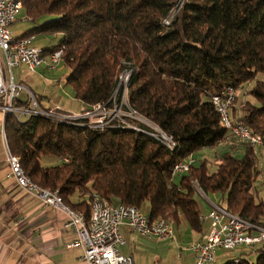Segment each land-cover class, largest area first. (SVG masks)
<instances>
[{
  "label": "trees",
  "instance_id": "trees-1",
  "mask_svg": "<svg viewBox=\"0 0 264 264\" xmlns=\"http://www.w3.org/2000/svg\"><path fill=\"white\" fill-rule=\"evenodd\" d=\"M21 1L31 21L53 17L24 35L61 34L58 45L43 50L63 47L61 62L70 69L67 83L76 98L86 107L106 102L129 68L128 106L176 144L171 150L127 125L95 130L41 115L21 122L10 112L8 145L33 182L59 191L64 204L88 220L93 195H101L114 204L148 205L153 220L176 226L184 219L202 233L206 218L196 181L230 212L264 227V199L255 187L263 153L236 139L239 155L231 145L216 163L195 158L235 139L208 95L226 86L237 92L231 116L264 138V0H181L180 6V0ZM242 87L249 91L240 96ZM44 155L60 163L44 166ZM189 156V170L172 177L173 166ZM233 251L223 264H264V240Z\"/></svg>",
  "mask_w": 264,
  "mask_h": 264
},
{
  "label": "built area",
  "instance_id": "built-area-1",
  "mask_svg": "<svg viewBox=\"0 0 264 264\" xmlns=\"http://www.w3.org/2000/svg\"><path fill=\"white\" fill-rule=\"evenodd\" d=\"M181 0L179 2L180 6ZM20 3H11V0H0V111L13 112L16 119L24 122L29 120L33 114L51 115L52 120L78 119L91 123V129L98 130L99 127H106L107 124H121L140 126V132L148 134V131H158L161 137L169 142L172 137L161 134V128L154 122H142L140 113L133 112L132 106H128L127 91H125L124 80H129L128 74H120V87L113 93L106 102L96 103L85 107L80 111H69L58 104H44L29 88L16 83L13 78V67L25 65L27 69L35 71L44 66L49 70H55L61 63L63 47L59 50L50 51L52 62L39 63L34 60V36H16L9 29L14 23L19 11ZM179 8V7H178ZM177 8V9H178ZM177 10L166 20L171 23ZM30 21L31 18H24ZM9 72L10 79L6 76ZM26 90L25 97L21 93ZM236 90L232 86H226L222 91L210 93L209 98L219 108L222 122L227 123V130L237 140H243L264 153V141L261 135L253 133L251 129L239 118L231 116V104L235 100ZM1 135V134H0ZM5 153V152H4ZM9 166L8 176L27 194L36 197L44 206H55L53 194L51 197H41L39 192L30 189L29 185L16 175L8 155L5 153ZM194 162H190V156L183 162L176 163V175L189 170ZM193 187L196 192L204 198L203 189H198L196 181ZM210 205L208 214L201 218L209 219V229L201 237L190 242L188 249L195 253V264H216L215 252L219 249L234 250L240 246L252 249L256 243L264 240V227L248 222L244 217L223 211V200L220 203L204 198ZM106 204L109 202L101 195H93L91 200L92 226L90 229H83L81 216H71L69 212L58 209L66 214L65 225L74 229L78 235L75 243L83 245L84 252L76 264H134L130 254L121 252V247L126 240L122 232V226L127 225L131 230L145 237H154L158 240L175 238L174 230L170 226H162L161 218L156 219L153 227H146L144 211L132 204H114V214H106ZM238 262L236 258L234 260Z\"/></svg>",
  "mask_w": 264,
  "mask_h": 264
},
{
  "label": "crops",
  "instance_id": "crops-1",
  "mask_svg": "<svg viewBox=\"0 0 264 264\" xmlns=\"http://www.w3.org/2000/svg\"><path fill=\"white\" fill-rule=\"evenodd\" d=\"M3 140L4 138L1 141L6 153L5 141L3 142ZM8 172L9 166L5 154L3 156L0 153V264H76L83 254L84 248L80 243L69 245L77 241L78 235L73 228L65 225L66 214L54 206L42 205L36 197L24 192L8 176ZM204 198H209L208 193L207 197L204 195ZM223 208L228 209L225 206ZM205 220L208 221V226H205L206 231L197 233L192 228V231L185 229L183 230V237L189 239L190 242L201 237L209 229V219L206 218ZM172 222L173 228H175L174 221ZM126 226L123 225L125 228H122L126 240L125 245L132 243V246L137 249L138 243H134L136 244L134 245L133 242L136 239H138L136 242H140L139 236L142 235ZM152 238L155 239V243L157 241L158 244L165 245L161 242L166 239L156 240L154 237L144 239L151 240ZM168 239L173 240L175 238ZM185 251V254L178 253L177 259H172L168 264H195V253L188 248ZM223 251L219 249L215 252L219 256V258H215L216 264H223L228 259L221 263L218 262L217 259L226 257ZM124 254H130L135 264L136 257L132 252ZM233 257H235L234 253L229 258ZM138 262L140 264V259Z\"/></svg>",
  "mask_w": 264,
  "mask_h": 264
},
{
  "label": "rangeland",
  "instance_id": "rangeland-1",
  "mask_svg": "<svg viewBox=\"0 0 264 264\" xmlns=\"http://www.w3.org/2000/svg\"><path fill=\"white\" fill-rule=\"evenodd\" d=\"M19 11H21V13L17 16L16 18L17 20L9 26V29L16 36H22L25 33H28L29 31L33 30L35 27L43 24L45 21L53 18V17H45V18H40L36 21H31V20L26 21L24 20L26 14L24 11L21 10V7ZM60 41H61V34L46 35V34L36 33L34 35L33 45H38L45 49H49L54 45H58ZM41 47L39 48L43 49ZM69 72L70 69L62 62L57 66L55 70H49L42 66L37 68L35 71H31L27 69L25 65L13 67L12 70L14 81L29 88L38 98H41V101H43L44 104L47 105L48 103H50L52 105L58 103L65 110L80 111L83 108H85L86 104L80 99L75 97L73 89L67 83V76L69 75ZM6 76L8 77V79H10L9 72H7ZM128 83L129 80H127V82L124 84V87L127 84V88H128ZM248 84L249 85H247V88L249 89L254 85V82H250ZM244 88L242 87V91L240 92L241 95L239 94L240 96H242L243 93L249 91L248 89L246 88L244 89ZM25 92L26 90H24L21 93L20 95L21 98L25 97ZM236 94H235V98H236ZM6 115L7 114H4L3 116V114L0 111L1 130L3 129V127L5 129L4 124H5ZM140 117L142 122H151L141 115ZM1 136L2 134L0 135V153L4 156L5 153L3 149V143L1 141L3 139V136L2 139ZM231 145H232V150L233 152H235L236 155H239L242 152L243 148L240 145V142L238 143L236 139L232 138L230 139L229 142L223 143L222 146H220L216 150H211L208 148L202 149L200 152L195 154V158L198 161L203 156H207L213 163L214 162L216 163L219 155L223 151L229 150ZM41 163L44 166L56 165L60 163V160L59 158L52 155H44L41 159ZM257 167L260 170V175L255 182V187L258 193V197L260 199H264V153L259 157ZM210 170L211 171L215 170L214 164L211 166ZM208 196L213 202L220 203L219 196L217 197L211 193ZM196 200L198 201V204L202 210L201 214L202 215H205L206 213L208 214L209 212L208 209H210V205L207 203V201L199 194L196 195ZM224 205L225 204H223V206ZM142 210L148 214L149 206L144 205L142 207ZM205 222L206 220L203 223ZM205 226L206 227L208 226V221L206 222ZM126 227L129 228L128 226ZM170 227L173 228V225L171 224ZM122 228L125 227L122 226ZM129 229L131 230V228ZM185 229L192 231L191 227L186 223L184 219H182L181 223L175 226V230H174L175 239L173 240L166 239L163 242H161V244L165 243V245L162 246L158 244L157 241L155 243V239L153 238L151 240H146L144 239L146 237H142L138 235L141 241L136 242L138 240L136 239V241L133 242V244L138 243V245L136 246L137 249L134 246H132V243H128L127 245L121 248V252L122 253L132 252L134 257H136L135 264H139L138 259H140V264H154V263L168 264V262H171L172 259H177L178 253L180 254L186 253L185 249L190 244V241L189 239H186L182 235L183 230ZM223 250L224 249H222V251ZM223 252L225 253L226 257L223 258L221 257L220 259H217L219 263L224 262V260L233 256L234 251L224 250ZM215 258H219V256L217 255ZM252 259H255V257Z\"/></svg>",
  "mask_w": 264,
  "mask_h": 264
},
{
  "label": "bare ground",
  "instance_id": "bare-ground-1",
  "mask_svg": "<svg viewBox=\"0 0 264 264\" xmlns=\"http://www.w3.org/2000/svg\"><path fill=\"white\" fill-rule=\"evenodd\" d=\"M11 3H20V2H19V0H11ZM20 7L21 6L19 4V10H20ZM44 52H47V51H45L43 49H40L37 46H34V60L39 62V63L52 62V55L50 54V56H46L48 54H46ZM126 73L128 74V76H131V74H132V72H131V70H129V68L128 69H124L120 74H126ZM118 82L119 83H118L117 89L120 87V76H119V81ZM126 82H127V80H124V84ZM126 88H127V84L125 85V91L128 90V88H127V90H126ZM117 89L115 90L114 93L117 92ZM8 113H10V112H4L3 116H4V114H8ZM33 115H41V116L52 118L51 115H44V114H33ZM58 121L64 122V124L67 123V124H71V125L84 126V127H90L91 128V123H87L86 121H82V120H78V119H59ZM224 124L227 127V123L224 122ZM109 125L110 124H107L106 127H108ZM127 126L133 128L134 130H140L139 126H135V125H127ZM99 128H104V127H99ZM0 133L2 134V136L4 138V141H5L6 154L8 155V161L11 163L15 174L20 176V178H22L25 181V183H27L29 185L30 189L35 190V192H39L41 197H51V194H53V199H54L56 208L66 210L67 212L70 213L71 216H81V226H83V229H90V226H92V217L88 220L86 218V216L82 212H77L74 209H72L69 206H67L66 204H64L62 196H61L59 191L43 188V187L37 185L35 182H33L31 180V178L25 173L24 169L22 168V165H21L20 161L10 151L4 127L0 131ZM148 133L151 135V137L153 136L154 138L159 140V142H162L169 149L172 150V149H174V147H176L175 146L176 144L173 142L172 139L169 142L165 141L161 137V135L159 134L158 131H148ZM161 134L166 136V137H169L165 133H163L162 131H161ZM241 141H243V140H241ZM261 141H264V138L262 137V135H261ZM193 161H194L193 158H190V162H193ZM181 162H183V161H181ZM173 172L176 173V168L173 169ZM196 186H197L198 189H202V187L197 182H196ZM204 195L207 197V194L205 192H204ZM223 211L225 213H232L226 208H223ZM106 214H114V204H106ZM154 223H156V220H153L149 214H145L146 227H153ZM161 225L162 226H170V223H168L166 220H161Z\"/></svg>",
  "mask_w": 264,
  "mask_h": 264
}]
</instances>
